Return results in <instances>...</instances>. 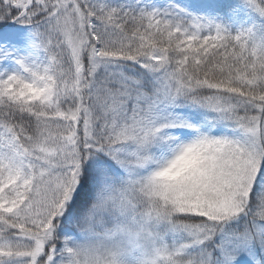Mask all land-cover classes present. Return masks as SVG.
Listing matches in <instances>:
<instances>
[{
  "label": "rangeland",
  "instance_id": "rangeland-1",
  "mask_svg": "<svg viewBox=\"0 0 264 264\" xmlns=\"http://www.w3.org/2000/svg\"><path fill=\"white\" fill-rule=\"evenodd\" d=\"M34 1L3 0L5 5L12 4L20 13L12 23L0 29V98L19 101L42 119L35 140L29 136L20 138L17 135V138L0 127V218L11 216L30 228L12 224L6 227L12 231L9 243L12 253L0 255V264H52L50 246L54 231L59 227L57 220L74 201L79 189L78 127L82 126L85 140L91 143L96 140L95 127L99 119H95V108L104 115L113 113L117 119V111L125 107L123 101H119L123 97L121 90L134 83H127L130 80L121 62L114 60L111 64L110 60L104 64L92 60L88 83H84L82 73H78L75 83L58 84L52 71L56 53L62 49L68 51L74 71L78 72L81 66L82 39L78 34L80 30L73 24L76 18L78 27L85 24L79 6L90 11L107 5L137 11L148 8L153 14H162L167 22L183 26L193 37L209 31L215 23L208 6L203 8L199 0H44L37 4ZM240 1L243 10L250 15L247 21L258 24L264 38V0ZM18 22L21 25H16ZM148 65L150 70L146 65L143 68L164 81L160 89L162 95L167 93L165 97L173 93L174 86L171 88L170 83L177 84V88L189 83L184 84L182 77L173 74L162 60L152 58ZM166 100H148L146 108H136L133 116L121 113L123 122L134 120V124L126 125L122 132L133 129L143 132L144 150L148 147L161 152L171 146H175L174 150L188 146L189 149L183 151V162L188 163L193 158V147L186 144L194 142L196 135L186 134V125L180 120L170 119L173 126L158 125L157 117ZM254 106L257 113L249 123L256 148L254 160L234 172L237 182L228 188L227 194L205 202L207 214L216 220L213 226L183 230L187 237L195 239L193 244H201L209 250L207 257L215 264H261L264 258V229L257 224L252 230L244 229V223L238 222L264 158L261 149L264 97L255 101ZM114 124L115 121L112 124L103 122L98 134L107 136L116 129ZM169 157L167 154L161 160ZM145 165L142 161L136 168L141 170ZM186 181L180 180L181 187L193 185ZM119 183L115 187L108 186L90 218L88 233L82 240L87 259L95 262L100 254L107 257L124 254L128 264L137 263L136 258H142L146 264H175L169 252L182 237L176 229L167 226L169 210L175 206L168 184L158 181L142 185L137 171L128 173ZM233 216L237 217L233 221L236 223L219 224ZM235 226L241 227L237 229L244 233H234Z\"/></svg>",
  "mask_w": 264,
  "mask_h": 264
},
{
  "label": "trees",
  "instance_id": "trees-1",
  "mask_svg": "<svg viewBox=\"0 0 264 264\" xmlns=\"http://www.w3.org/2000/svg\"><path fill=\"white\" fill-rule=\"evenodd\" d=\"M42 1L35 0L34 4ZM199 1L204 4L203 8L208 6L215 23L209 31L194 37L190 31H184L183 26L167 22L162 14H153L148 8L137 11L107 5L90 11L79 6L86 19L85 24L78 27L77 18L73 24L76 30H80L78 34L82 39L81 66L78 72L74 71L68 51L62 49L56 53L52 71L58 84L75 83L78 73H82L84 83H88L92 60H100L104 64L110 60L111 64L114 60L121 62L120 66L130 80L127 83H134L121 90L123 97L119 101L125 104V111H117V119L113 113L104 115L95 108V119H99V124L96 121L98 128L95 127L96 140L92 143L85 140L82 126L78 127L76 155L81 158L77 166L79 189L74 201L57 220L59 227L54 231L53 245L50 246L52 264L129 263L124 254L111 257L100 254L95 262H90L83 252L85 241L82 240L108 186L120 185L121 178L136 171L142 185L159 181L170 187L175 206L169 210L167 226L176 229L182 237L169 252L175 264H215L207 257L209 250L201 244H193L195 239L187 237L183 230L213 226L216 220L207 214L205 202L227 194L228 188L237 182V169L255 158L256 148L249 123L257 113L254 102L264 97V38L261 27L247 21L250 15L243 10L240 0ZM19 13L20 10L12 4L5 5L0 0V29L12 23ZM16 25H21V22ZM152 58L164 61L173 74H178L182 82H189V85L181 88L180 84L177 88V84L170 83L169 86L176 89L172 88L173 93L168 97H165L167 93L162 95L160 86L164 81L159 75L143 68L146 65L150 70L148 61ZM154 99H167L157 117L159 126H173L170 119L180 120L186 125V134L196 135L194 142L186 144L193 147V158L188 163L183 162V151L189 149L188 146L178 150H174L175 146L168 147L166 151L161 150L163 155L153 148L143 149V132L138 129L122 132L126 125H133L134 120L123 122L121 113L133 116L136 108L144 109L148 100ZM41 119L42 116L33 114L19 101L0 98V127L14 136H29L35 140L41 130ZM112 121H115L116 129L101 137L98 133L102 123L112 124ZM261 149L264 153V139ZM167 154L170 157L162 161ZM142 161L146 165L138 170L136 166ZM258 168L260 170L250 189L248 203L238 221L244 223V229L252 230L256 224L264 229V158ZM184 179L194 186L181 187L180 180ZM236 218L233 216L231 220L219 224H234ZM9 224L30 229L22 221L2 216L1 256L12 253L9 245L12 231L6 228ZM237 228L241 227L235 226L232 229L234 233L243 232ZM201 251L204 252L202 255ZM136 260L135 264H146L142 258ZM262 261L261 264H264V258Z\"/></svg>",
  "mask_w": 264,
  "mask_h": 264
}]
</instances>
